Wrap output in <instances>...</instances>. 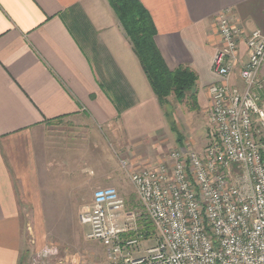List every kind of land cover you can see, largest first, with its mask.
<instances>
[{
	"label": "crops",
	"instance_id": "crops-1",
	"mask_svg": "<svg viewBox=\"0 0 264 264\" xmlns=\"http://www.w3.org/2000/svg\"><path fill=\"white\" fill-rule=\"evenodd\" d=\"M139 1L169 69L196 73L206 112L209 87L221 83L212 72L217 18L229 11L243 31L230 84L243 87L245 39L264 34V0ZM167 132L171 140L165 111L108 0H0V264H23L33 251L26 218L44 209L58 174L73 179L78 207L71 210H82L81 198L107 179L100 174H124L121 161L134 170L163 163Z\"/></svg>",
	"mask_w": 264,
	"mask_h": 264
},
{
	"label": "built area",
	"instance_id": "built-area-1",
	"mask_svg": "<svg viewBox=\"0 0 264 264\" xmlns=\"http://www.w3.org/2000/svg\"><path fill=\"white\" fill-rule=\"evenodd\" d=\"M229 15L217 18L212 72L221 83L209 87L210 146L203 154L174 151L167 165L130 175L158 243L133 255L143 236L126 220V202L115 188L97 190L80 216L88 239L103 244L111 264H264V34L246 37L243 87L232 86L243 31ZM56 257L45 248L28 264H55Z\"/></svg>",
	"mask_w": 264,
	"mask_h": 264
},
{
	"label": "rangeland",
	"instance_id": "rangeland-1",
	"mask_svg": "<svg viewBox=\"0 0 264 264\" xmlns=\"http://www.w3.org/2000/svg\"><path fill=\"white\" fill-rule=\"evenodd\" d=\"M169 104L165 112H167V117L172 120V125L176 124L175 128L182 143H178V138L174 133L169 140L167 132L166 144H170L171 149L166 152L163 163L155 164V167L144 168L146 170H154L159 166L167 165L170 162V154L174 151L192 150L203 154L213 141V127L208 119V111L201 110L199 106L195 110L187 102L177 103L173 97L169 100ZM121 164L124 174H100L101 177H107V179L98 186H94L90 196L85 195L81 198V201L84 199L81 205L83 206L82 210L81 208L75 211L71 210L72 207H78V205H72L73 198H77V195L72 193L76 189L72 185L73 179H70V176H64L65 174L56 176L58 178L54 181L55 186L46 189L43 195L44 209L41 205L42 211L28 212L29 217L26 218V222L28 221L31 226L26 230L28 233L31 230L35 238L31 236L32 244L29 243V246H32L33 251L29 256H25L23 264H28L33 254L45 248L56 250L55 264H111L107 257V249L103 244L88 239L89 227L81 223L80 216L91 208L97 190L112 187L126 202L124 211L126 220H129L132 227L138 228L140 232L139 220L143 216L148 219V216L130 180V175L135 170L131 169L127 162L121 161ZM78 201L80 202V200ZM25 214L26 212H24V216ZM158 241L159 235L155 230L154 235L149 239H142L140 246L132 250L133 255L135 257L143 256Z\"/></svg>",
	"mask_w": 264,
	"mask_h": 264
},
{
	"label": "trees",
	"instance_id": "trees-1",
	"mask_svg": "<svg viewBox=\"0 0 264 264\" xmlns=\"http://www.w3.org/2000/svg\"><path fill=\"white\" fill-rule=\"evenodd\" d=\"M110 7L118 18L122 28L130 40L134 53L138 57L148 82L156 95L160 106L169 107L173 97L177 103L187 102L193 109H198L196 86L198 77L189 67L170 70L156 44V26L149 12L139 0H108ZM167 112H165L166 114ZM167 117V114H166ZM172 132L182 143L172 120L167 117ZM140 221V235L149 239L155 228L151 220L145 216ZM134 234L132 233L131 236ZM29 251L27 252V254Z\"/></svg>",
	"mask_w": 264,
	"mask_h": 264
}]
</instances>
